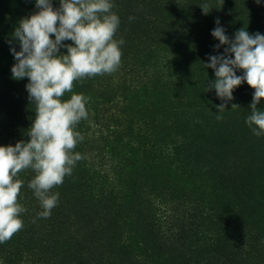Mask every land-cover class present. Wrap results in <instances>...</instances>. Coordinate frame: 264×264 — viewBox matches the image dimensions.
<instances>
[{
    "label": "rangeland",
    "instance_id": "obj_1",
    "mask_svg": "<svg viewBox=\"0 0 264 264\" xmlns=\"http://www.w3.org/2000/svg\"><path fill=\"white\" fill-rule=\"evenodd\" d=\"M187 1L110 0L114 5L111 11L120 20L114 39L124 41L119 45L120 65L110 74L86 77L76 81L72 93H65L62 97V100H67L74 93L83 94L87 98L88 117L82 119L75 129L83 136V140L79 141L73 150L74 153L82 156L78 162L85 161L93 164V168H96L99 160H102V164L111 163L109 161L111 157L107 152L114 146L106 128L115 124L116 121L123 130L124 146L138 149L137 145L142 147L145 143H149L153 152H157L154 162L147 159L146 144L137 152L142 159L139 178H137L139 183L134 185L129 183L131 179L129 168L122 167L123 176L119 178L117 173L115 178L118 182L113 185L122 187L124 191L131 188L140 189V198L136 197L135 204H137L136 209H143L144 213L148 209L145 202L147 200L153 202L155 199L154 206H158L160 200L165 203V206H167L166 202H170L169 208L175 210L176 217L179 216L178 221H172L173 224L183 219L184 224H187L189 222L187 213H191L192 209L214 202L216 197L225 194L218 189L219 187L209 186L205 177L201 176V172L199 173V169L191 170L184 167L179 171L175 169L176 163L170 165L168 161L173 144L182 139L187 141L194 138H197L198 142H206L205 147L194 146L197 149V156L193 159L192 165L206 164V161L217 156L210 149L212 144L209 141L223 139L228 142V146L218 158L227 165H237L236 162L241 155L245 157L248 153H240L235 149L236 145L232 143L234 139L241 140L239 131L243 127H248L252 135H254L255 127L246 123L251 114L250 105L254 94L248 96L233 90V99L224 102L227 113L220 119V122L224 123L220 124L223 125L221 135L211 136L216 129L211 120L206 128L201 120V114L205 106L213 105L212 102H205L202 98L208 96L204 90V82L210 77L215 81V71L205 77L201 75L203 82L197 86L187 85L180 80L176 81L183 66L187 65L185 61L189 62L193 57L195 49L193 30L201 28L210 36L207 47L199 50L200 53L196 52L197 56L205 60L202 67L207 61L210 62L209 57L220 55L223 49V45L216 47L220 42L211 34L216 27H222L231 41L235 39L237 32L233 30L236 26H242L250 35L257 33L264 35V30L259 31V24L255 25V20H252V17L256 15L264 18V0H258V2L257 0H191L197 5L199 15L208 21L206 22L208 26L194 27L188 26L183 16L182 7L184 5L186 9ZM50 2L54 9L60 7V0H50ZM204 5L208 6L206 13L202 9ZM38 11L35 0H0V124L6 135H11L17 130L19 134L25 131L24 120L28 113H36V104L30 99L26 88L29 79L27 77L19 80L13 78L11 68L17 61L10 48L20 51L19 41L14 38L13 33L20 20ZM217 20L219 25L216 23ZM263 20L259 22L263 23ZM260 26L263 27L264 24ZM50 38L55 39L51 34ZM72 44L71 40L62 41V45ZM59 54H67V48L60 47ZM183 60L184 64H182ZM144 74L146 76L142 77ZM233 104L238 107H232ZM256 107L264 111V99H261ZM232 111H239L234 120V125L237 124L234 132L230 128L232 122L228 120ZM198 126L203 128V134L197 129ZM209 136L211 137L208 138ZM256 137L260 148L259 154L253 158V161L259 164L262 162L264 167V134ZM0 146L3 145L0 144ZM237 147L240 148L238 144ZM130 151V147L119 150V157L126 160L125 165L132 160ZM159 152L162 155H159ZM69 176H65V179ZM110 176H114V173ZM253 183L255 185L256 181ZM255 186L254 189L257 188V185ZM118 190L120 189L117 188L116 191ZM28 192L31 196L32 192ZM33 196L35 199V194ZM34 199L26 197L21 205L26 211L22 212L20 217L24 216L27 218L26 221L36 219L39 229L34 236L38 240L37 248L30 249L21 255L14 247L18 259L24 256V259L28 260L27 264H83V259L89 255L92 261L87 260V262L90 264H126L127 260L123 258L120 249L123 245H130L127 241L129 237L134 238V236L129 234V229L119 220V216L122 217V215L120 211H117V206H113V203L116 204L115 201L105 204L104 207H107L104 210L101 209L100 212L105 216L89 214L91 211L78 209L86 211V215L76 221L77 217L72 218L70 214L74 206L72 199L70 203L67 201L68 205L61 214L62 218L51 222L38 216L39 212L35 211L33 206L40 201L37 198L38 202L34 203ZM29 200L34 205L28 203ZM232 202L239 203L236 198H233ZM251 203L252 201L249 200L242 204L245 212L253 209L250 208ZM116 214L118 215L115 216ZM257 218L264 223V210L261 212V217ZM161 233L163 236L167 235L164 230ZM7 241L0 243V258H4L5 252L10 251L11 243ZM160 243L166 244L163 240H160ZM261 248L264 264V245ZM137 251L141 252V250ZM87 252L89 254H86ZM146 257L142 254L132 261H141ZM186 264L191 263L186 262Z\"/></svg>",
    "mask_w": 264,
    "mask_h": 264
},
{
    "label": "trees",
    "instance_id": "obj_2",
    "mask_svg": "<svg viewBox=\"0 0 264 264\" xmlns=\"http://www.w3.org/2000/svg\"><path fill=\"white\" fill-rule=\"evenodd\" d=\"M186 6V9H184L183 5L182 12L188 26H208L206 18L199 15L197 5L188 0ZM252 18V20H255V25L259 24V31L261 29L264 30V26H260V24H264L263 16L256 15ZM259 20H263V23H260ZM242 28V26H236L233 31L237 32ZM193 32L195 42L193 57L191 61H185L187 65L183 66L176 81L180 80L187 85L197 86V84L199 85L203 82L201 75L205 77L210 72H213L214 69L206 67L209 61L202 67L205 60H202L196 54L197 51L199 52V50L207 47L210 36L201 28L194 29ZM229 40L231 41L230 38ZM227 47L229 45H223L220 55L225 54L224 50ZM227 55L230 59L234 58L230 53ZM182 64H184V60ZM235 74L243 76L244 72L241 69H236ZM145 76L146 74L142 77ZM211 84H214L212 77L204 82V90L208 93V96L203 97L202 100L212 102L213 105L205 106L206 110L204 109L202 112L201 120L205 123L206 128L209 126V121L211 120L213 127L216 129L211 136H220L221 127L223 126L220 124L223 122L217 119V115L222 117L226 115L227 111H218V106L224 104L225 101L216 95L214 87H210ZM254 91L246 82H242L241 85L234 89V92H241L248 96L254 94ZM257 110L260 111V109ZM238 112L232 111L228 117V120L232 122L230 124L232 132L237 128V124L234 125V120ZM34 119L35 114L29 112L24 120L25 131H21L20 134L17 130L11 135H6L2 124H0V144L3 146H15L17 142H27L30 139L28 133ZM120 128L121 125H118V121L106 128L108 136L112 137V145L114 146L109 148L107 152L108 156L111 157L109 159L111 163L102 164V160H99L96 168H93V164L77 161L71 175L67 179L64 178L61 185L51 189L50 194L58 192L59 199L56 207L51 210V216L43 220L53 222L55 219L56 221L61 219L65 206L72 199L74 200V206L70 214L72 218L77 217L76 221H79L80 218H84L86 215V211H79L81 209L91 211L89 214L105 216L100 212L101 209L104 210L107 207H104L105 204L115 201L116 204L113 203V206L116 205L117 211H120L122 215V217L119 216V220L129 229V234L134 236V238L129 237L127 241L130 245H123L120 249L123 258L127 260L126 264H150L153 261L155 264H184V262L185 264L186 262L191 264H263V256H261L263 249L261 246L264 245V223L258 220L257 217H261V212L264 210V167L261 164L262 162L259 164L253 161V158L259 154V140L250 133L248 127H243L239 131L241 140L234 139V143H232L236 145L235 149L240 153H248L245 157L241 155V158L236 162L237 165H227L226 162H222L218 158V156L220 157V153L228 146V142L223 139L209 141L212 144L210 149L217 156L210 161H206V164L192 165L193 159L197 156V149L194 146L202 145L205 147L206 142H198V139L194 138L187 141L182 139L173 144L171 148L172 154L168 161L170 165L176 163L177 167L175 169L179 171L184 167L191 170L192 168L193 170L199 169V173L201 172V176L205 177L209 186L219 187L218 189L221 192H225L221 197H216L214 202L205 203L194 210L190 209L191 213H187V220L189 221L187 224H184V219L179 223L173 224L172 221H178L179 216L176 217L175 210L169 208L170 202H166L167 206H165V203L160 200L158 206H154L155 199L153 202L147 200L145 202L148 205V209L144 213L143 209H136L137 204H135L137 198H140V189L134 190L131 188L124 191L122 187L113 185L118 182L115 178L117 173L119 174V178L123 176L122 167L123 169L129 168L131 179H134H130L129 183L133 185L139 183L137 178H139L138 173L142 159L137 152L140 149L142 150L145 144L147 146V159L154 162L157 156V152H153L149 143H145L142 147L137 145L138 149L124 146L123 130ZM197 129L201 130L203 134V128L198 126ZM237 144L240 148L237 147ZM125 147H130L131 150L132 160L128 165H125L126 160L119 157V150L125 149ZM158 154L162 155L160 152ZM122 161H124V164H122ZM113 173L114 176H110ZM124 173L127 177V173L125 171ZM34 176L35 172L30 168L17 174L16 178L23 181V186L18 197L20 205L25 202L26 197L34 199V190L28 187ZM255 181V185H257L256 191L254 189L256 186L253 183ZM117 188L120 190L116 191ZM28 191L32 192L31 196ZM61 194L62 196H60ZM231 198H236L239 203L232 202ZM37 200L36 197L34 203L38 202ZM249 200L252 201L250 208L253 209L245 212L242 204ZM28 203L33 204L30 200ZM33 209L39 213L43 211L41 203L36 206L34 205ZM20 219L23 221V228L7 241L11 243L10 251L5 252L4 258H0V264H27L28 260L24 259V256L19 259L16 257L15 249L22 255L30 249L36 250L37 248L36 241L38 240L34 236L39 232V229L36 225L37 222H35L36 219L26 221L27 218L24 216L20 217ZM163 230L167 232L166 236L162 235L161 231ZM160 240H163L166 244H161ZM137 250H141V252ZM86 254L89 253L87 252ZM142 254L147 256L144 260L132 261ZM87 260L92 261L89 255L83 259V264H90ZM29 261L31 262V260Z\"/></svg>",
    "mask_w": 264,
    "mask_h": 264
},
{
    "label": "clouds",
    "instance_id": "obj_3",
    "mask_svg": "<svg viewBox=\"0 0 264 264\" xmlns=\"http://www.w3.org/2000/svg\"><path fill=\"white\" fill-rule=\"evenodd\" d=\"M35 3L39 11L20 20L13 33L20 51L10 48L17 61L11 68L13 78L29 79L26 88L36 104V113L27 142L0 146V243L23 228L20 214L26 209L18 203L23 181L16 178L21 171L30 168L35 172L28 187L34 190L43 208L38 215L51 216L59 193L50 191L61 185L82 159L81 154L73 152L83 140L75 129L88 117L83 94L73 93L67 100L62 97L72 93L78 80L116 71L121 61L119 45L124 43L114 39L120 20L111 11L114 5L110 0H60L58 9L50 0ZM207 8H202L205 13ZM216 23L219 25L218 20ZM211 34L220 42L217 48L229 47L225 54L209 57L206 67L214 69L216 77L210 87L224 101L233 99V90L242 82L253 88L251 115L246 123L255 126L254 135L264 134V111L256 107L264 99V35H250L242 28L230 41L222 27H216ZM65 40L73 44L62 45ZM60 47H66L67 54H59ZM229 53L234 58H228ZM236 69L243 70L244 75L237 76ZM218 111H225V105H219ZM217 119L222 117L217 115Z\"/></svg>",
    "mask_w": 264,
    "mask_h": 264
}]
</instances>
